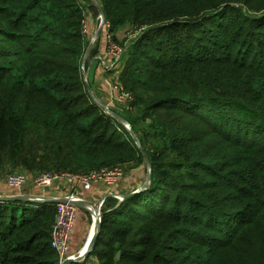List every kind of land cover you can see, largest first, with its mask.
Masks as SVG:
<instances>
[{"label": "trees", "instance_id": "1", "mask_svg": "<svg viewBox=\"0 0 264 264\" xmlns=\"http://www.w3.org/2000/svg\"><path fill=\"white\" fill-rule=\"evenodd\" d=\"M35 1L0 0V24L9 26L1 32L13 35L33 9L23 4ZM99 3L109 32L125 24L139 32L132 49L145 72L129 58L118 83L132 108L173 132L174 160L145 151L150 184L121 202L105 200L90 256L99 264H264V215L253 209L264 198V0ZM81 28L76 10L42 49L15 51L20 65L0 67V170L71 175L143 159L85 91ZM211 135L255 157L232 163L227 149L209 150ZM241 180L248 194L238 191ZM224 187L239 193L224 196ZM245 199L251 206L241 207ZM54 215V204L0 201V264H61L50 245ZM247 224L250 235L239 239Z\"/></svg>", "mask_w": 264, "mask_h": 264}, {"label": "rangeland", "instance_id": "2", "mask_svg": "<svg viewBox=\"0 0 264 264\" xmlns=\"http://www.w3.org/2000/svg\"><path fill=\"white\" fill-rule=\"evenodd\" d=\"M23 5L26 8L33 7L28 15L31 22L26 18L22 24H19L18 27L16 26V30H13L12 32L13 35H7L4 31L1 32L0 30V67L2 68L12 70L15 66L20 65V60L16 58V56H12L15 51H23L24 49L29 48L42 49L44 47V38L48 37L51 32H59L68 21H71L74 18L76 10L82 15L81 33L83 40L85 41V51L81 58L80 68L85 91L90 96L91 101L102 111V113L107 117H110L108 118L110 121L116 123L110 128V130L114 129L113 133L115 134V137L117 139H122L126 135L130 136L138 150L142 153L143 159H140L138 163H125L100 171L78 172L74 175H82L89 178L92 174L101 171H114V174H117L116 183L112 186H107L104 183V185L109 187L112 191V194L110 195L111 197L109 196L102 200V204H104L107 199L108 201L111 199L109 204H112L113 201L121 202L122 196H125L130 191L141 189L144 183L148 182L149 178L151 181L152 166L146 152L149 155L162 153L161 155H164V157H162L163 163L174 160V154L170 150V136L173 132L168 129L163 131L162 128L157 125L155 117L151 115L148 116L147 114H143L135 108H132L131 99L129 97L121 103L116 102L118 91L115 87L120 86L118 83L120 73L130 65L128 64V59L130 58L135 61L133 67L137 68L138 71L145 72L146 69V67H142L136 62L138 61V57L134 55L135 49H132L137 43L139 32L135 31L128 24L121 25L118 28H115L113 32H109V24L104 21V15L100 14L101 6L99 0H38L37 2H26ZM13 13L14 14L12 15L14 16L19 14L17 11ZM2 27L8 28L9 26L5 23H1L0 29H2ZM46 30L49 32H46ZM110 43L114 47L113 50H108ZM30 65L31 63H28L27 67L29 68ZM98 66L101 70L104 69L107 76L110 77L109 90L104 94H99L98 92L94 93L93 91L94 84L92 83V72L94 68ZM103 107H105L106 110H103ZM107 112L109 114H107ZM187 121L188 118H184L183 122L186 123ZM193 127H196L195 124ZM208 142L210 145V151H224L227 149L226 155L229 156L227 160L232 163H237L238 161L246 162L255 157L252 155H243L237 150H229L223 141L213 135L209 136ZM145 157L148 160H146ZM239 168V166L234 164L232 169L237 171ZM254 169L255 166H252L251 170L253 171ZM20 171L23 170L11 167L3 174L2 180L4 181L8 174ZM251 173L255 174V172ZM204 178H206L207 181H211L213 177L204 176ZM243 181L244 180L238 182L237 189L244 194H248V185ZM255 183L256 182L254 181L250 182L251 185ZM33 184L43 191H50L55 183L51 188L40 187L35 182H33ZM26 188H28V186L25 185L20 190L12 189L14 190L12 191L10 188L9 189L13 193H16V195H20L25 192ZM221 191L224 196L239 193L236 192V190H232L231 187H224ZM66 194V198L68 196H73L82 197L87 200L89 199L86 190L74 191L69 189ZM254 195H257V193L254 192ZM113 196H119L121 199L114 200L112 199ZM74 202L77 203L79 210L80 203L78 200H74ZM252 202L253 201L251 200L245 199L242 202L243 206L241 207L251 206ZM43 203L45 202L40 204ZM48 203L56 204V202ZM253 209L259 210L258 213L264 215V198H261L258 206L257 204H254ZM252 218V216H249L247 219L250 221ZM262 219L264 223V216H262ZM232 223L234 228H232L230 233H234L236 227L239 226L238 220ZM240 228L241 229L236 233V236L239 235V239H247L251 233L249 229L250 225H242ZM262 228L263 226H257L255 231L258 232L262 230ZM225 238L227 237L225 236L221 241H226ZM86 264H91V262H87Z\"/></svg>", "mask_w": 264, "mask_h": 264}, {"label": "crops", "instance_id": "3", "mask_svg": "<svg viewBox=\"0 0 264 264\" xmlns=\"http://www.w3.org/2000/svg\"><path fill=\"white\" fill-rule=\"evenodd\" d=\"M109 80L110 77L107 76L104 69L101 70L99 66L94 68L92 72L94 93H106L110 87ZM10 168L11 167L9 165H5L0 170V198H16L17 200L15 201L40 204L42 202L48 203L53 200H62L67 195L66 193L69 191V189L74 191H85L79 187L68 185L63 179L58 180L50 191H43L33 184V182H35V175L28 174L29 178L26 186H28L29 189L26 188L23 194L16 195V193L12 192L14 190L11 189V191L6 186L5 180H2L3 174L6 173ZM86 192L90 200L84 199L82 197H76L80 203V207L69 243L68 255L72 257V260L78 258L86 250L88 244L91 241L93 235L94 217L97 212L101 214L102 208L104 207V204L99 206V202L112 194V191L109 189V187L105 186L104 183L100 181L91 183L89 189H87ZM87 262H91V264H99L97 259L90 256V254L88 257H85L80 261H75L72 264H86Z\"/></svg>", "mask_w": 264, "mask_h": 264}, {"label": "built area", "instance_id": "4", "mask_svg": "<svg viewBox=\"0 0 264 264\" xmlns=\"http://www.w3.org/2000/svg\"><path fill=\"white\" fill-rule=\"evenodd\" d=\"M113 49L114 47L110 43L108 50ZM115 89L118 91L116 102L121 103L127 100L129 94L124 91L123 87L117 86ZM114 173V171H101L99 173L92 174L88 178L82 175H57L49 172H43L36 175L34 181L40 187L51 188L54 183L63 179L68 185L79 187L82 190H87L89 189L91 183L97 181H102L107 186L114 185L117 177V174ZM28 178L29 175L23 171L10 173L6 176L5 184L10 189L20 190L28 183ZM113 198L117 200L121 199L119 196H113ZM63 200L64 201H58L55 204V215L50 231V245L57 256L59 263L61 264L65 263L68 259H72V257L68 255L69 243L78 213V205L74 202L73 196H68L67 198L65 197ZM102 203L103 201L99 202V206H101ZM98 214L100 215V213L97 212L95 218Z\"/></svg>", "mask_w": 264, "mask_h": 264}, {"label": "water", "instance_id": "5", "mask_svg": "<svg viewBox=\"0 0 264 264\" xmlns=\"http://www.w3.org/2000/svg\"><path fill=\"white\" fill-rule=\"evenodd\" d=\"M100 14L101 15L103 14L101 9H100ZM102 109L104 110L105 107H103ZM107 114H109V113L107 112ZM145 159L148 160L146 157H145ZM149 182H150V178L148 179V182L144 183V185H143V187H141V189L132 191L130 194L122 196L121 201L124 200V199H128L131 196H133L134 194L139 193L140 191L144 190L146 188V186L149 184ZM15 200H17V199L16 198H0V201H15ZM58 201H64V200L63 199L62 200H53V201H50V202L54 203V202H58ZM100 219H101V215L98 214V216L95 218V222H94L93 235H92L91 241L88 244L86 250L78 258H76L74 260L68 259V260L65 261L64 264H72L75 261H80V260L84 259L85 257H88L89 254H91L93 252L94 247H95V243H96L97 235L100 232ZM119 257H120V253H117L116 259H119Z\"/></svg>", "mask_w": 264, "mask_h": 264}, {"label": "bare ground", "instance_id": "6", "mask_svg": "<svg viewBox=\"0 0 264 264\" xmlns=\"http://www.w3.org/2000/svg\"><path fill=\"white\" fill-rule=\"evenodd\" d=\"M74 200H76V201H77V198H76V197H74ZM94 222H95V220H94ZM93 231H94V225H93Z\"/></svg>", "mask_w": 264, "mask_h": 264}]
</instances>
